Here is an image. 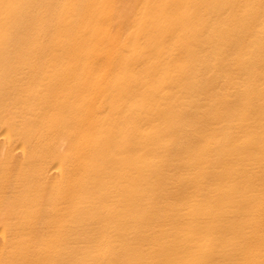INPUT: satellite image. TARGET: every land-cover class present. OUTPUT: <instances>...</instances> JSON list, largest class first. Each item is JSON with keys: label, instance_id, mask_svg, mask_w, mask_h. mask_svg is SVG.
<instances>
[{"label": "bare ground", "instance_id": "1", "mask_svg": "<svg viewBox=\"0 0 264 264\" xmlns=\"http://www.w3.org/2000/svg\"><path fill=\"white\" fill-rule=\"evenodd\" d=\"M0 264H264V0H0Z\"/></svg>", "mask_w": 264, "mask_h": 264}]
</instances>
